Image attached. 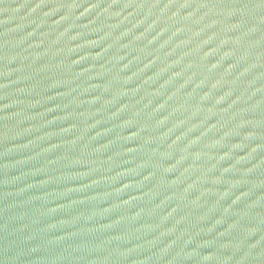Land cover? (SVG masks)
Masks as SVG:
<instances>
[{"label":"water","instance_id":"water-1","mask_svg":"<svg viewBox=\"0 0 264 264\" xmlns=\"http://www.w3.org/2000/svg\"><path fill=\"white\" fill-rule=\"evenodd\" d=\"M0 264H264V0H0Z\"/></svg>","mask_w":264,"mask_h":264}]
</instances>
